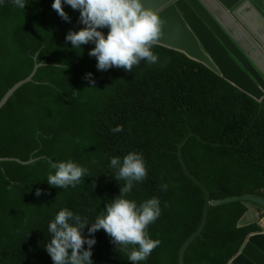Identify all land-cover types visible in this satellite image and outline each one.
<instances>
[{
    "label": "trees",
    "instance_id": "trees-1",
    "mask_svg": "<svg viewBox=\"0 0 264 264\" xmlns=\"http://www.w3.org/2000/svg\"><path fill=\"white\" fill-rule=\"evenodd\" d=\"M26 2L24 10L11 0L0 3V99L42 63L0 109V158L31 161L0 162V264H53L45 248L48 224L63 208L94 221L124 184L113 178L110 158L132 151L143 155L148 175L127 198L138 205L152 197L161 202V215L148 228L161 244L139 264H179V249L200 225L205 204L178 156L191 133L182 157L212 201L264 198V100L157 44L155 64L141 61L131 73L100 71L88 54L94 44L73 49L65 42L70 30L84 27L79 11L64 5L66 22L52 9L54 0ZM61 62L67 68L54 67ZM88 73L94 85L85 79ZM117 125L123 132L111 131ZM67 160L89 169L84 180L75 188L49 186L50 164ZM247 210L241 200L211 206L185 264H228L258 230L237 225ZM83 235L91 238L87 227ZM94 238L93 264H130L104 230Z\"/></svg>",
    "mask_w": 264,
    "mask_h": 264
},
{
    "label": "clouds",
    "instance_id": "clouds-1",
    "mask_svg": "<svg viewBox=\"0 0 264 264\" xmlns=\"http://www.w3.org/2000/svg\"><path fill=\"white\" fill-rule=\"evenodd\" d=\"M11 3L22 10L28 4L26 0H11ZM64 5L79 11L80 23L84 26L79 31L70 30L65 42H70L73 49L94 44L95 47L88 54L96 58L98 70L107 71L115 67L131 73L141 61L150 64L158 62L159 57L152 49L162 36L164 21L157 10L146 8L142 0H54L52 9L62 20L71 22ZM103 29H107V34ZM54 67L67 68V65L61 62ZM85 79L94 85L91 73L86 74ZM123 130V125L111 129L113 133ZM50 168L54 174L49 173L47 183L60 189L75 188L89 172L87 167L72 160L51 163ZM110 168L114 170L113 178L118 182L124 181V184L120 186L119 196L110 200L94 221L89 222L86 217L82 218L63 208L48 224L51 238L45 248L53 264H93L94 234L101 229L119 252H127L130 264L147 260L161 244L159 239H152L148 232L149 226L161 215L160 200L152 197L138 205L135 200L127 198L133 187L147 178L143 155L132 151L123 158L111 157ZM92 186L94 188L95 183ZM160 189L167 191L168 185L161 184ZM35 194L40 196L42 192L37 189ZM86 227L91 238L83 235Z\"/></svg>",
    "mask_w": 264,
    "mask_h": 264
},
{
    "label": "water",
    "instance_id": "water-1",
    "mask_svg": "<svg viewBox=\"0 0 264 264\" xmlns=\"http://www.w3.org/2000/svg\"><path fill=\"white\" fill-rule=\"evenodd\" d=\"M142 3L146 8L157 10L164 21L157 45L185 54L255 100H264V36L254 32L249 24L256 18L264 27V0H142ZM41 65L35 64L24 79L6 91L0 99V109L18 87L32 81ZM194 135L191 133L179 145L178 156L186 174L203 190L205 204L200 225L179 249L178 263L185 264L188 248L202 235L211 206L241 200L248 210L237 225H254L258 230L247 236L228 264H264V198L244 196L212 201L208 188L189 171L182 157L183 146ZM2 161L31 162L0 158Z\"/></svg>",
    "mask_w": 264,
    "mask_h": 264
},
{
    "label": "crops",
    "instance_id": "crops-1",
    "mask_svg": "<svg viewBox=\"0 0 264 264\" xmlns=\"http://www.w3.org/2000/svg\"><path fill=\"white\" fill-rule=\"evenodd\" d=\"M248 16H253L251 13H247ZM251 28L257 34L264 36V27L258 22V19L254 18V22L249 23ZM245 26V25H244ZM245 31L250 35V33L245 29Z\"/></svg>",
    "mask_w": 264,
    "mask_h": 264
},
{
    "label": "rangeland",
    "instance_id": "rangeland-1",
    "mask_svg": "<svg viewBox=\"0 0 264 264\" xmlns=\"http://www.w3.org/2000/svg\"><path fill=\"white\" fill-rule=\"evenodd\" d=\"M262 212V210H260Z\"/></svg>",
    "mask_w": 264,
    "mask_h": 264
}]
</instances>
